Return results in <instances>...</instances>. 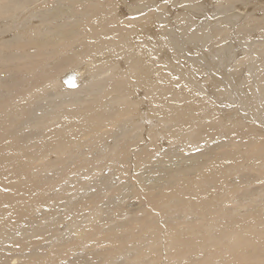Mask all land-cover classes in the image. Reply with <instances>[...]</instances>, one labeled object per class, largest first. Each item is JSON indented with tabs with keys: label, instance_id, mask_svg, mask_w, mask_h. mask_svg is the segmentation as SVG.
<instances>
[{
	"label": "bare ground",
	"instance_id": "1",
	"mask_svg": "<svg viewBox=\"0 0 264 264\" xmlns=\"http://www.w3.org/2000/svg\"><path fill=\"white\" fill-rule=\"evenodd\" d=\"M215 1L219 4L214 5L213 0H0V186H6L5 193L0 192V242L9 240L17 227H43L40 232L35 229L43 239L58 238L52 234L61 218L32 226L25 199L22 202L12 196H27L40 189L41 181L58 184L63 173L46 174V168L45 173L41 170L42 177L35 178L44 164L50 165L47 158L63 153L59 146L66 138L63 131L74 138L93 133L99 141L105 138L102 131L107 123L122 128L130 122L133 130L121 129L115 134L114 151L98 160L110 161L114 169L107 178L112 179L114 175L127 177L128 166L146 165L166 146L160 154L166 155V165L181 160H185L183 165L190 163L184 158L186 152L190 150V160L194 159L195 149L206 145L210 133L221 132L223 123H235L239 127L235 133L240 136L246 133V119L264 130V35L244 44L238 37L233 40L234 35L228 36L225 26L236 19L248 20L250 7L264 10V0ZM222 3L227 6L218 7ZM205 15L213 20L205 21ZM260 25L264 29V21ZM237 31L248 39L253 30L240 26ZM235 44L242 50H235ZM193 51L201 53L179 57ZM64 53L70 55L64 57ZM124 64L133 73L146 68L138 75H129L121 92L118 87L123 85L116 78L125 72ZM67 76L70 84L64 81ZM149 76L154 85L148 95L153 92L149 97L155 106L148 118L158 117V121L146 120L140 130L136 122L146 115L144 100L138 106L139 88L151 82ZM199 89L209 98L198 94ZM112 94L115 98L110 99ZM191 95L202 107L191 104ZM44 96L49 97L46 107L41 106ZM202 100L209 106L202 105ZM67 106L72 109L67 110ZM161 113L163 118H159ZM63 117L67 119L63 128L49 131ZM205 119L211 123H204ZM70 128L75 131L70 132ZM252 128L258 129L256 125ZM110 131L105 130L106 135L113 134ZM200 133L209 134L205 138ZM147 139L148 145L131 152ZM260 149L257 154L264 156ZM90 161L95 163L96 158ZM73 176L81 178L80 173ZM99 180L94 182L97 186L103 183ZM12 182L19 185L14 186L15 193ZM52 194L54 201L61 197L60 191ZM41 201H45L43 196ZM50 258V252L42 251L37 260L43 263Z\"/></svg>",
	"mask_w": 264,
	"mask_h": 264
},
{
	"label": "rangeland",
	"instance_id": "2",
	"mask_svg": "<svg viewBox=\"0 0 264 264\" xmlns=\"http://www.w3.org/2000/svg\"><path fill=\"white\" fill-rule=\"evenodd\" d=\"M213 4L218 5L219 2L213 0ZM51 6L53 7V4ZM226 6L222 3L218 7ZM213 11L216 12V8ZM249 12L251 14L248 20L236 19L225 25L229 28L228 36L234 35L233 40L236 36L244 41V44L261 39L264 35V29L260 25L264 21V10L253 6ZM203 18L207 19L205 21L213 20L206 15ZM201 21L202 19L198 20ZM240 26L253 30L248 39L238 34L237 28ZM218 28L221 29V25H218ZM235 45L233 47L235 50L239 48L242 50L240 45ZM225 46H229V43ZM232 51L234 52V49ZM200 53L187 52L179 57L192 58L190 54L197 57ZM65 54L68 53H64V57ZM59 57L62 58L63 54ZM74 61L69 63L73 64ZM122 67L125 68V72H121L116 78L123 85L118 87L121 92L129 82V75H138L146 68L133 73L125 64ZM49 71L51 69L47 70ZM110 73L111 71H108L107 75ZM149 77L151 80L152 76ZM153 83L152 79L147 85L139 88L141 102L138 106L144 100L143 114L146 115L138 118L140 120L136 122L140 130L144 121H153L154 124L158 121V117L148 118L153 116L151 113L154 110L151 107L155 106L149 97L153 92L148 95ZM199 93L204 96L201 89ZM10 94L12 96V93ZM133 97L131 95V98ZM109 98H115V94ZM48 99L47 96L41 99L42 107H46ZM190 99L191 104L200 106L197 97L191 95ZM208 103L205 100L201 101L202 105L209 106ZM242 104L244 103H241V106L246 108V105ZM71 109L72 106H67V110ZM159 118H163L162 113ZM66 120L63 117L62 121L54 122L56 125L53 123L49 131H60L64 123H67ZM262 120L264 122V116ZM209 122L211 123L210 119L204 120V123ZM246 122L248 124L243 127L246 133H242V136L235 133L239 129L235 123L228 126L223 123L221 132L215 131L209 136V133H200L205 138L209 137L205 139L208 142L203 147L195 149L196 156L192 160L190 159L193 155H188L190 150L186 152L184 158H188L190 162L188 164H181L185 161L181 160L166 165L167 162H164L166 155H160L163 150L168 149L166 146L150 157L146 165L131 167L129 161L127 177L114 175L112 179L107 178L114 169L110 161L98 160L101 157L105 159L114 151L115 134L121 129L133 130L130 122L124 123L125 126L122 128L109 127L110 123H107L108 126L102 131L105 138L102 136L104 139L99 141H95V137L98 136L93 133L79 135L76 139L73 135L68 136L67 131H63L66 138L59 146L65 155L54 154L47 158L50 165L44 164L45 167L39 169L35 178L42 177L41 170L45 173L46 168V174L56 171L59 174L63 173L57 180L58 184L55 186L54 182L41 181L40 189L29 192L27 196H12L20 198L22 202L25 199L28 205L24 207H27L26 211L29 210V224L32 226L51 222L57 217L61 218L59 227L55 229L52 226L55 230L52 235H57L58 238L55 240L50 236L43 239L42 234L37 233L43 227L13 228L12 237L0 242V264H264V156L257 154V148H261L260 151L264 154V130L260 125L250 123L251 121L247 119ZM254 125L258 129L252 128ZM108 127L113 134L106 135L105 130H108ZM74 131L70 128V132ZM22 133L23 130L18 134ZM149 142L148 139L142 141L139 147L136 145L134 149L131 148V152H137ZM175 152H178V157H183L179 156L181 155L179 151ZM92 157L96 158L95 163H91ZM76 161H79V164ZM74 171L80 173L79 180L73 178V175L77 174ZM99 178L103 183L101 181L102 185L97 186L94 182H100ZM15 184L16 182H12V193H15L14 186H19ZM4 188L6 189V186ZM4 188L0 186L1 193H5ZM59 191L61 197L54 201L52 193ZM42 196L46 203L40 202ZM42 251L51 253V258L47 262L37 260Z\"/></svg>",
	"mask_w": 264,
	"mask_h": 264
},
{
	"label": "water",
	"instance_id": "3",
	"mask_svg": "<svg viewBox=\"0 0 264 264\" xmlns=\"http://www.w3.org/2000/svg\"><path fill=\"white\" fill-rule=\"evenodd\" d=\"M64 81H66L68 84H70V78H69V76L65 77L64 78Z\"/></svg>",
	"mask_w": 264,
	"mask_h": 264
}]
</instances>
